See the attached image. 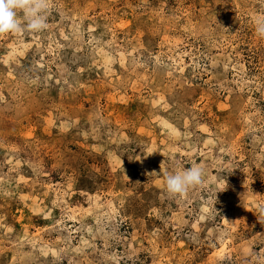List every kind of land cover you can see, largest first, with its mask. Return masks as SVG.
Listing matches in <instances>:
<instances>
[{
  "label": "rangeland",
  "instance_id": "1",
  "mask_svg": "<svg viewBox=\"0 0 264 264\" xmlns=\"http://www.w3.org/2000/svg\"><path fill=\"white\" fill-rule=\"evenodd\" d=\"M46 17L0 34V264H264V0Z\"/></svg>",
  "mask_w": 264,
  "mask_h": 264
},
{
  "label": "clouds",
  "instance_id": "2",
  "mask_svg": "<svg viewBox=\"0 0 264 264\" xmlns=\"http://www.w3.org/2000/svg\"><path fill=\"white\" fill-rule=\"evenodd\" d=\"M48 0H0V34L27 30L40 32L47 26ZM24 23H21L20 18ZM256 32L264 38V20L256 22ZM204 169L199 166L176 168L165 174V190L170 199L186 195L203 184ZM264 212V209H261Z\"/></svg>",
  "mask_w": 264,
  "mask_h": 264
}]
</instances>
